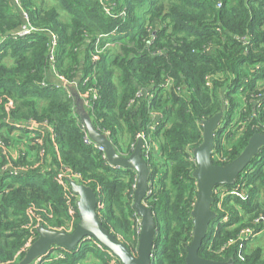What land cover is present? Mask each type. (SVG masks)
<instances>
[{"label":"trees","instance_id":"1","mask_svg":"<svg viewBox=\"0 0 264 264\" xmlns=\"http://www.w3.org/2000/svg\"><path fill=\"white\" fill-rule=\"evenodd\" d=\"M20 1L35 26L56 33L57 71L75 83L76 95L88 98L92 124L108 131L116 152L128 155L135 133L148 130L150 113L155 114L157 124L149 132L157 154L147 160L151 191L143 200L155 221L150 264H186L196 197L191 156L203 140V122L222 111L211 154L216 165L237 157L252 134H264V0H108L114 16L104 13L99 0ZM120 11L124 14L117 16ZM20 23L10 2L0 0V36ZM46 39L41 32L6 38L0 51V134L7 149L15 121L51 129L35 128L41 144L27 141L25 155L0 153V264H17L39 226L74 229L77 196L67 171L93 190L100 223L134 253L136 172L109 164L83 141L75 96L62 91L60 81L46 80ZM41 80L47 85L40 86ZM88 88L96 89L95 98ZM21 137L28 138V132ZM34 148L36 155L30 152ZM7 163L10 167L3 168ZM20 166L24 171L11 172ZM239 178L247 198L228 196L220 209L212 201L214 217L198 255L264 264V235L246 244L243 259L237 245L221 254L206 248L224 213L229 220L216 229V247L234 236L245 219L264 212V146ZM39 261L121 264L92 237L72 249L56 245Z\"/></svg>","mask_w":264,"mask_h":264},{"label":"water","instance_id":"2","mask_svg":"<svg viewBox=\"0 0 264 264\" xmlns=\"http://www.w3.org/2000/svg\"><path fill=\"white\" fill-rule=\"evenodd\" d=\"M73 95L75 102H78L79 97L75 93ZM78 116L85 124L92 140L104 148L105 158L109 164L131 168L136 172L132 208L140 218V232L135 252L132 253L125 244L102 226L96 213L97 200L93 190L70 180V188L77 196L76 206L79 216L74 229L67 232L39 226L36 240L26 249L24 256L17 264H30L35 258L49 252L56 245L72 249L90 237L118 258L121 264H150L155 221L152 211L143 201L149 167L141 155V140L136 141L134 149L128 155L120 154L116 152L109 138L93 126L87 113L78 111ZM221 117L222 111L220 110L203 122V140L192 151L196 164L192 172L196 181V197L191 211L193 228L191 240L186 246V264H234L231 259L221 261L198 255L208 225L214 217V212L211 209L212 189L217 184H233L237 175L250 163L259 147L264 146V134L254 133L249 137L247 144L237 157L225 165L214 164L211 157L214 131L221 122Z\"/></svg>","mask_w":264,"mask_h":264},{"label":"built area","instance_id":"3","mask_svg":"<svg viewBox=\"0 0 264 264\" xmlns=\"http://www.w3.org/2000/svg\"><path fill=\"white\" fill-rule=\"evenodd\" d=\"M8 1L12 5V7L18 12L20 19H21V23L16 28L0 36V51L3 49L2 43L4 42L6 38L18 39V38H23L27 35H31L32 33H37V32L44 33L47 38L46 39V49H47V59L49 62V68H48L46 80L48 78H51V80H53L54 82H56V80L60 81L62 83L60 87L62 91H64L69 96L73 95L74 94L73 89L74 90L76 89L75 83L72 82V80H68L64 78L63 75H61L57 71L56 66H55V51H56L57 42H58V37L56 33L53 32L52 30L39 28L35 26L31 22L29 13L26 9H24L20 0H8ZM99 3L102 5V9L106 15L114 16L111 10V7H109L108 0H99ZM219 5L220 4H217V6ZM123 14L124 12L120 11V13H118L117 16L123 15ZM46 80H41L39 83L40 86L42 87L46 86L47 85ZM87 90H88V93L92 94L93 98L96 97V93H97L96 89L88 88ZM139 94L140 92L137 93V95ZM78 96L83 99L86 108H89L90 106H89L88 98L82 94ZM0 104H1V100H0ZM156 119L157 118L155 117V114L151 112L150 121L147 123L148 130L137 131L134 135V142L130 146V152H131L134 149L136 141L141 140V155L146 160V162L151 157H155L157 154V147L155 145V142H153L152 139L150 138L151 133L149 132L154 128L155 123L157 124ZM78 126L80 127V130L83 132V141L86 144H91L97 150H99L101 152L102 158L106 160L105 154H104V148L92 140V138L89 136V133L86 129L85 124L79 118H78ZM37 127L44 129V130H46L47 128L48 130H51L47 126V124L46 125L42 123L38 124L33 121H29L26 123L21 122V121L13 122L12 129L9 132V139L7 140L8 149L6 146V140L4 139V135L0 134V153L9 152L13 156L25 155L26 152L29 151L27 148H24L25 143L29 142L32 145L35 144V146H36V143L41 144L40 137L38 136V138H36V131H34L35 128ZM0 131H3V129H0ZM24 131L28 132V138L24 139L21 137ZM103 133L106 136L108 135V131H105ZM30 152L36 155V148L30 150ZM43 152L44 150L42 148L39 151V153L42 154ZM191 157L194 159L193 154ZM7 167H10L9 163L5 164L3 168H7ZM22 171H24L22 166L11 170V172L13 173L22 172ZM67 175L70 180H74L75 178H78V174L75 172L67 171ZM55 178L58 181L62 182L61 179L59 178V175L56 176ZM62 183L64 184V182ZM133 188H135V184L133 185ZM150 191H151L150 188H148V190L146 188L145 196L149 195ZM247 195H248L247 186L242 178H239V180L237 181L235 179L234 183L229 186L219 184V185H215L212 189L213 201L215 200V203L217 204V208L219 209L222 208V205L228 196L237 197L239 199L244 200L247 198ZM134 215L136 219V231L139 233L140 232V218L137 216L136 213H134ZM228 220H229V216L227 215V213H224L222 217L218 219V222L213 227L214 231L212 232L210 241L208 245L206 246V248L216 254H221L229 246L237 245L239 258L243 259L241 250L245 248L246 244L264 235V212L259 213L258 215L254 216L250 220L245 219L244 220L245 224L239 228V230L236 232L234 236L227 238L221 245L216 247L213 245V242L216 236V229L218 228V225L220 223L226 222ZM231 225L234 227V223H232ZM38 260H39V257L35 258L32 261L33 263H30V264H37Z\"/></svg>","mask_w":264,"mask_h":264},{"label":"rangeland","instance_id":"4","mask_svg":"<svg viewBox=\"0 0 264 264\" xmlns=\"http://www.w3.org/2000/svg\"><path fill=\"white\" fill-rule=\"evenodd\" d=\"M61 17L64 19V18H66L67 17V15H66V13L63 11V10H61ZM112 44V43H111ZM8 62V61H7ZM75 99V98H74ZM75 102V101H74ZM224 106V105H223ZM75 108H76V111H77V113H78V111H82L83 109H85V104H84V101H83V99L80 97L79 98V101L77 102H75ZM224 108V107H223ZM234 121V119L232 120V122ZM219 125V124H218ZM257 239V238H256ZM256 240L254 239L253 241H250V242H248L247 243V246H249L250 245V243H254ZM40 261L38 260V262H37V264L39 263ZM20 264H22V263H20Z\"/></svg>","mask_w":264,"mask_h":264},{"label":"crops","instance_id":"5","mask_svg":"<svg viewBox=\"0 0 264 264\" xmlns=\"http://www.w3.org/2000/svg\"><path fill=\"white\" fill-rule=\"evenodd\" d=\"M49 74H50V73H49ZM50 75H51V74H50ZM48 80H51V78H48ZM73 92L76 93V90L73 89ZM77 96H78V95H77ZM78 97H79V96H78ZM79 98H80V97H79ZM75 110H76V109H75ZM82 111L88 114V108H86V106H85V109H83ZM76 112H77V111H76ZM77 114H78V113H77ZM88 115H89V114H88ZM89 117H90V115H89ZM90 120H91V118H90ZM93 126H94V125H93Z\"/></svg>","mask_w":264,"mask_h":264}]
</instances>
